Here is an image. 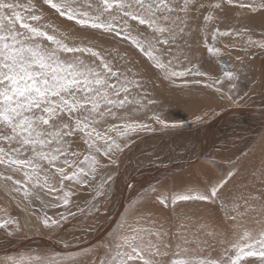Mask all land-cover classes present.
<instances>
[{
    "label": "snow or ice",
    "instance_id": "snow-or-ice-1",
    "mask_svg": "<svg viewBox=\"0 0 264 264\" xmlns=\"http://www.w3.org/2000/svg\"><path fill=\"white\" fill-rule=\"evenodd\" d=\"M43 5L73 21L80 29L93 30V37H111L113 41L129 44L158 73L157 79L172 85L179 81L187 86L203 83L188 77L208 75L191 55L196 21L204 10H209L203 15L207 25L216 10L224 11L226 6L235 5L256 11L264 9V0L258 4L244 0H218L214 4L205 0H42ZM203 31L208 52L218 54V47L207 45V28ZM232 35L239 37L241 32L221 31L217 27L211 33L213 41L217 36ZM67 40L65 34L45 21L36 3L0 0V166L3 168L0 181L14 197L23 194L22 202L35 218L33 227L42 225L53 231L68 217L49 216L45 207H60L61 203L67 206L70 196L75 194L73 190L89 186L90 180L96 178L97 169L116 165L118 155L127 145V136L148 128L147 124L131 119L148 95L143 79L136 78L141 74L132 71L136 62L125 58L128 66H118L103 50L83 42L69 44ZM246 44L264 50V41L249 38ZM248 57H253L251 51L245 58ZM224 76L229 81L228 93L219 79L204 86L215 89L222 99L237 103L231 90L236 88L239 75L225 70ZM133 89L137 91L134 93ZM154 119L167 126L159 115ZM84 146L86 149L81 151ZM110 180L109 173L104 183ZM65 182H70L67 190ZM227 183L228 179H221L209 183L204 191L153 196L160 205L173 211L178 202H204L222 209L233 239H225L222 232L208 233L214 239L219 238L222 245L218 258L199 254L207 241L189 239L183 222L170 236L163 221L140 217L133 223L122 222L120 229L104 243L106 258L100 264H250L246 260L249 257L256 258L251 264H264V191L258 195L229 194ZM151 191L156 193L157 189ZM40 192L57 195L46 204ZM101 195L106 196V190ZM34 200L40 201L38 210H32ZM97 203L93 208L99 213ZM248 220L259 227L249 229ZM0 229L4 230V238L23 231L19 220L14 218L0 220ZM189 244L196 246L189 248ZM9 264L59 262L50 256L35 260L22 257L9 258Z\"/></svg>",
    "mask_w": 264,
    "mask_h": 264
},
{
    "label": "rangeland",
    "instance_id": "rangeland-1",
    "mask_svg": "<svg viewBox=\"0 0 264 264\" xmlns=\"http://www.w3.org/2000/svg\"><path fill=\"white\" fill-rule=\"evenodd\" d=\"M250 1L252 0H244V2L246 3L249 2V4L259 3L257 2L258 0H253L252 2ZM19 2L21 4H28L29 2L36 3L37 7L41 8L43 15L45 17V21L47 23L54 25L60 33L65 34L68 37V40L66 42H68L69 44L73 42L75 43L83 42V43L89 44L90 46L101 49L105 52L106 55L110 54L108 55V58L115 65H118V66H128L125 64V58H127L130 61H135L136 63L134 66H132V71L139 72L141 74L140 76L136 78L143 79V82L145 84V87L148 93V95L142 100L140 109L131 115V119L143 122L147 125L149 124L147 128L148 130L147 129L139 130L138 132L127 136L125 139L128 141L127 142L128 145L124 147L123 153H120L118 155L116 165H112L111 168H107V169H104V168L97 169L96 178L94 180H90L89 186L79 187L73 190L75 194L70 196V203L67 206H63L61 203L60 207H56V206H53L50 208L45 207V210L47 211L49 216H53L54 218L59 219L61 215L63 214V216H67L68 219L62 221L63 222L62 226L57 228L55 231L49 230L47 228H44L42 225H40L37 227L38 229L37 232H39L40 235L43 237H46L47 234H48L47 237H54L57 234H59L60 231L67 230L68 234L70 235V239H71L70 242L77 243L99 232V230L106 225L108 221L107 217L109 216V214L112 213L113 208L111 204L114 201V199L118 197L117 195L118 189H116L119 186L118 182H117L118 185L117 186L115 185V177L117 175L116 176L111 175V180L108 181L107 183H104V181L106 180V177H107L106 176L107 171L109 172V170H112L113 166H115L116 168V166L119 167L120 165H122L123 167L124 165L128 164L129 160H127V158L124 159V162H126V164H124L121 161L122 160V156H120L121 154L123 155L125 153L130 152L135 147L134 144H136L139 140L141 141L142 139H147V137H151L153 135L166 134L174 130L183 131V130L193 129L195 127L196 129L200 131H204L200 129L199 127L211 121L212 118H214L218 114H221L224 110H228L230 107H233V105H231L228 101H226L225 99H222L221 94L217 93L215 89L207 88L204 86V84L211 82V80L219 79L224 82L222 85L224 91L225 92L227 91V93L229 92V81L227 77L224 76V72L225 70H229L233 72L237 71V69L231 68V66L237 61L236 60L237 58L236 59L230 58L232 56H229L225 52L224 43L226 41H227V44L231 43V40L232 38H234V36L232 38L227 37V39L224 37L226 41L224 39L223 40L219 39V41L218 40L213 41L211 39L209 41L208 34H207V45L215 46L220 49V52L218 53L219 55L218 54L213 55L209 53L207 50V47L205 46V38H206L205 32L200 31V29H204L205 27L207 28L209 25V22L207 23V25H205L204 20H203V15H207L208 13L207 12L208 9H205L203 12V15L198 20V24L196 23L197 27H196V30H194L193 35H192V39L195 41V47L193 48L191 55L193 57L194 62H196L197 66H200V70L202 72H206L208 75L207 77L190 76L187 78L193 81H197L199 80V78H201V80L199 81H204L203 83H191V84H188L187 86H184L182 83L178 81L176 85H172L168 83L167 81H162L161 79H157L158 73L154 71L153 69H151V66L147 64L145 58L140 56L134 49L131 48L129 44L118 41V40L113 41L111 37H108L106 39L93 37L92 35L93 30H88L86 32L85 30L80 29L78 25H75L73 21H67L65 18L60 17L57 13H55L54 10L50 9L48 6L43 5L41 7L42 0H19ZM216 2H218V0H213L212 4ZM218 12H221V10H218ZM224 12H226L228 15L230 14L229 10L227 11V8L224 10ZM252 15L256 17V13ZM198 32L200 33L199 37L196 36ZM243 32H246V33L249 32L250 35H253V36L258 35L264 41V22L259 21L257 27H255L254 30H249L247 26V28ZM238 38H240V36ZM233 50H235V48ZM240 55L241 54L239 53L237 54L238 57ZM84 58L88 59L86 55ZM259 58L261 59L260 55H257V54L253 55V57H248L247 59L241 58V61L242 60L245 61L248 67L246 66L247 70L241 69L239 73L238 72L236 73L237 75H239V82L237 83L236 88L231 90V95L233 96V99L238 101L237 103H235V106L241 105V107H244L245 104L248 103V101L250 100L249 98L253 97L254 92L256 93L255 88L258 82V80H256V72H258V69L256 66H253L254 64L252 65V62L253 60L257 59L255 60L257 63L258 60H260ZM241 96L243 97V99H239V97ZM137 98L139 99L140 97H137ZM150 99H154L156 101L155 104L148 103ZM155 115H159L163 119V121L166 123L167 126L157 123L154 119ZM201 117L202 119H198ZM258 120H260L259 123H261L262 121H264V118L262 116H258ZM200 131H197L196 134H198ZM217 131H219V135L216 140L218 144H224L223 142L227 140L232 141L233 144L229 148V151L226 152L227 157L222 158L218 162H214L213 164H211V166L206 167L204 171L208 175L211 181V180H218L216 177L223 175L230 168L229 173L232 172L236 174L231 177L228 176L226 178L228 179V183H230V186H228V183L225 186L227 189V193L229 194L243 193L247 195L248 189L246 186H244L247 183V181L252 179L251 181L257 182L261 179H264L262 177L259 179H255L258 176L257 169L251 168L249 166V163H251L249 161L251 159L248 156V154L250 155V153L252 152L254 146L259 145V142L257 140L258 138L262 137V135L264 134V128L262 129L261 125H258V124H252V125H249L248 127H241L240 125H236L233 123L230 126V128H227L224 130H222L221 128H218ZM141 135L143 136L141 137ZM171 140H174L173 142L176 141L175 143H177L176 138H172ZM146 141L147 140H145L144 142ZM197 141H198L197 139L193 140L194 147H197L196 146ZM120 142L123 144L124 140ZM223 146L224 147L222 149H224L227 145H223ZM144 147L145 146H139V153L145 150ZM167 147L168 146H165L164 140L162 142V140H159L158 138H156L152 142H150L148 145V149L153 148L154 151L147 152L144 154V156L152 153L153 154L152 157L154 158L151 161L158 160L162 156L161 155L162 148L165 150ZM85 149H86V146H84L80 150L84 151ZM227 158H233L236 161L233 163L228 162L224 164V159L227 160ZM101 159H103L104 162L107 163L106 158L102 157ZM151 161H149V163ZM231 163L233 164V167L229 166ZM0 170H3L2 166H0ZM135 172H138V170L136 169L135 171H133V174H135ZM103 173L105 174L103 175ZM213 175L215 178L211 177ZM221 179L223 178L221 177ZM171 180H172V177L171 179L161 181L157 185L153 184V186L151 187L158 189L156 193H153L151 189L143 190L139 194L141 196L134 203H131L128 206V209L125 212V217L127 216L126 217L127 221H129L130 223H133L140 217H143L145 220L163 221L162 219H164L163 221L164 229L169 233L170 236L172 233H175L177 231V229L180 226V223L183 222V224L186 225V228H187L186 234L189 237V239H195L197 241H207V243L203 246L204 251L201 252L200 255H203V256L206 255L209 257L210 256L212 257L214 255L216 256L212 258L219 257V255L222 252V245L218 242L219 238L214 239L212 236L208 235V233L211 231H216V230H217L216 232L225 231V232H222L224 235V238L228 240L233 239V233L230 231V229H228L227 222L223 220V217H224L223 210L222 209L218 210L216 207L207 205L204 202H178L175 205V211H173L171 207L165 208L164 206L160 205L157 201H155L153 199V196L158 195L159 193H162V190H165L164 194L177 193L175 191L182 189L184 186H186L184 184L186 182H189V181H179V182L175 181L176 182L175 183ZM69 183L70 182H65V185H66L65 190H67V185ZM182 183L184 184L182 185ZM3 186H4L3 181H0V220L6 219V218L17 219L19 220L23 231H21L18 235L4 238L3 237L4 230L0 229L1 230L0 231V234H1L0 235V249L2 247H6L7 245H10L13 242H17L18 240L24 239L29 234V231H28L29 229L23 222L22 211L16 205V202L23 201V194L22 193L15 194V197H14L12 194L7 193V191L3 189L4 188ZM56 186L57 187L59 186L58 183ZM105 190L107 192V195L106 196L101 195V193L104 192ZM224 191L225 189H221V192H224ZM40 195L44 199L45 203L47 204V202L52 200V196L57 195V193H53L52 196H49L45 192H40ZM60 195H62V193ZM96 202H99L97 203V207H100V210H101V212L99 213H97L95 209L93 208V204ZM22 203L25 205L24 202ZM106 205L107 207H104ZM39 208H40V201L34 200L32 209L38 210ZM145 210H149L148 213ZM182 210H184V212ZM70 212L76 213V215L71 216L69 215ZM206 213L209 215H207ZM83 214L93 215V217L84 218L85 221H87V226L90 224H94V226L89 227L87 230L84 229L83 225L81 227H77V225H79L77 224V221L78 219L81 220L80 217ZM217 214H220V215H217ZM67 223H69V225ZM209 225H211L213 228L207 229V226ZM64 227H67V228L65 229ZM120 227H121V224L119 226H116L110 235L106 236L105 238H103L102 240L98 242L100 244L97 243V245L93 247V249H91L90 251H87L86 253L88 256L85 255V257L83 255L86 253L84 254L81 253V255H70V257L67 256L66 258H64V257H57L54 255H50V254H53L51 253V251L47 252L43 250L41 251L35 250V251H27L26 255L24 254L20 256L17 255L16 256L17 258L16 257L15 258L19 259L23 257V258H31L35 260L36 258H39V257H49L50 256V257L55 258L59 262V264H92V262H95V264H100V261L106 258L105 252L103 250L104 243L107 242L109 239H111L113 234L116 233L117 230L120 229ZM258 227H259L258 225L253 223L252 229L254 228L257 229ZM45 231L46 232L50 231V232L45 233ZM201 238L203 239L200 240ZM210 240L215 241L214 244H210V245H214V247H209L210 245H208V243ZM173 243L175 242L173 241ZM187 246L189 248L190 247L193 248L196 245L189 244ZM173 251H175V248H173ZM208 251L210 254L208 253ZM38 254H40V256ZM185 255H190V253H187ZM80 256L82 258L84 257V259H82ZM246 260L250 262L251 264V262H254L256 258L249 257V258H246ZM5 262H8L9 264V261H5ZM5 262L1 264H4Z\"/></svg>",
    "mask_w": 264,
    "mask_h": 264
},
{
    "label": "bare ground",
    "instance_id": "bare-ground-1",
    "mask_svg": "<svg viewBox=\"0 0 264 264\" xmlns=\"http://www.w3.org/2000/svg\"><path fill=\"white\" fill-rule=\"evenodd\" d=\"M212 1L213 0H210V2H209V0H205V2H207V3H212ZM252 1H250V2H252ZM257 2H259V0ZM226 8H227V11L229 10V12H230L229 15L224 11L218 12V10H216V12L213 14V20L209 21V25L207 27L208 40L210 41L212 39L211 33L217 27L221 31H232L233 33H235L236 31L241 32L240 38H238V37L235 38V36L232 35V36H217V39H216L218 41H219V39H221V40L224 39L226 41L227 37L232 38L234 36L235 39L232 38L231 43L227 44V41L224 43V50L229 56H232L230 58L231 59L237 58L236 59L237 61L231 66L232 69H237V71H234V73H237V72L239 73L241 69L245 70L248 67L247 63H245V61H243V60L241 61V58L247 59L245 57H246V54L248 51H251L252 53L254 52L253 55H255V54L260 55L262 60L259 58L260 60H258L257 63L255 61L257 59L253 60V62H252V65L254 64L253 66H256L258 69V72H256V80H258V82H257V86L255 88L256 93L254 92V95L252 97L253 99L250 97L249 98L250 100L249 101L247 100L248 103H246L244 107H241V105L235 106V103H233L231 100L225 99L231 105H233V107H230L228 110H224L221 114H218L214 118H212L211 121H209L208 123L199 127L200 129H202L204 131H200V130L196 129V127H195L193 129H188V130H183V131L174 130V131H170L166 134L153 135L151 137H147V139H142L141 141L139 140L136 144H134L135 147L130 152L125 153L123 155L121 154L120 155V156H122L121 161L124 164H126V162H124L125 158H127V160H129V161H128V164L124 165L123 167H122V165H120L119 167L116 166V168H115V166H113L112 170H109V172L107 171V175L109 173L112 176L117 175L115 177V185L117 186L119 184V186L116 188V189H118L117 190L118 191V194H117L118 197L116 199H114V201L112 200L113 202L111 205H112L113 210H112V213H110L109 216L107 217L108 221H107L106 225L104 227H102L99 230V232H97V233L95 232L98 235H96L94 233L95 235H91L88 238H86L80 242H77V243L70 242L71 239H70V235L68 234L67 230L60 231L59 234H57V232H56L57 235L54 237H47L48 234L46 237H43L40 235L39 232H37L38 231L37 227H33V221L35 218L29 214L30 210L27 207H25V205L22 202H20V201L16 202L15 201L16 205L22 211L23 222L27 226V228L29 229L28 230L29 234L27 233L28 235L25 238L22 237L24 239L18 240L17 242H13L10 245H7L6 247H2L0 249V264L5 262V261H9V258H15L17 255L20 256L22 254L26 255L27 251H35V250L36 251L37 250H40V251L43 250V251H47V252L51 251V253H53V254H50V255H54L57 257H64V258H66L67 256L70 257V255H81V253L84 254L87 251H90L91 249H93V247H95L100 240H102L106 236L110 235L116 226H119L120 224H122V222L127 221V219H126L127 216L125 217V212L128 209V206L131 203H134L141 196L139 194L143 190L152 189L153 187H151V186H153V184L157 185L161 181L171 179V177H172L171 181H173V182H175V181H177V182L189 181V182H186L185 184L182 183V185L184 184L186 186H184L180 190L175 191L177 193L178 192H187L190 190L204 191L208 187L209 183L214 184L217 181H219L221 179V177L223 179H226L229 176L228 174H229L230 168L223 175L216 177L218 180H211L210 181V178L205 173L204 169L208 166H211V164H213L214 162H218L222 158L227 157L226 152L229 151V148L233 144V142L230 140L223 142L224 144H218L216 142L217 137L219 135V131H217L218 128H221L222 130H224V129L230 128V126L233 123L236 125H240L241 127H248L249 125H252V124H258V125H261L262 129L264 128V121L259 123L260 120H258V116H262L264 118V114H262V113H264V54H261L262 51H264V50H260L259 48L252 47L251 45L246 44V41L249 38H251L254 41H263V40L258 35L253 36V35H250L249 32H247V33L243 32L247 28V26H248L249 30H254L255 27H257L259 21L264 22V9H259L256 11H250V10L247 11V9L246 10L245 9H239L235 5H228V6H226ZM255 13H256V17L252 15ZM196 23L198 24V21H196ZM200 31L204 32L203 29H200ZM196 36L199 37L200 33L198 32L196 34ZM209 43H211V42H209ZM233 44H236V46L231 47ZM234 48H235V50H233ZM238 53L241 54L239 57L237 56ZM244 66H245V68H244ZM253 71H254V69H253ZM243 74H245V73H243ZM241 75H242V73H241ZM199 80H201V78H199ZM238 86H239V84H238ZM136 91H137L136 89H133L134 93ZM258 92H260V93H258ZM225 93H227V91ZM256 98H258V99H256ZM197 131H200V132L198 134H196ZM142 136L143 135H141V137ZM223 136H225V135H223ZM156 138H158L159 140H162V142L164 140L165 146H168V147L165 150L162 148L161 158H159L158 160L151 161L154 158V157H152L153 154L151 153V154H148L146 156H144V154L147 152L154 151L153 148L148 149V145L150 142H152ZM172 138H176L177 143H175L176 141L173 142L174 140H171ZM134 139H135V137H134ZM194 139L198 140L197 145H196L197 147L193 146V144H194L193 140ZM145 140H147V141L144 142ZM257 141L259 142V145L254 146L250 155L248 154V156L251 159L249 161V162H251V163H249V166L251 168H256L258 176H260V177L257 176L255 179H259L261 177L264 178V134L262 135V137L258 138ZM223 145H227V146L224 149H222L224 147ZM139 146H145L144 147L145 150L139 153ZM149 161H151V162L149 163ZM235 161L236 160L233 158H227V160L224 159V164L228 163V162L233 163ZM232 163L229 166L233 167ZM138 164H140V165H138ZM136 169L138 170V172H135V174H133V171H135ZM102 172H104V171H102ZM102 172H100V173H102ZM104 174L105 173H103V175ZM211 177L215 178L214 175ZM251 180L252 179L247 181V183L244 185L247 187L248 193L251 192L253 195H258L259 192L264 191V179H261L257 182L251 181ZM117 182H118V184H117ZM228 186H230V183H228ZM1 189H2V187H1ZM162 193H165V190H162ZM83 200H85V199H83ZM107 205H109V204H107ZM107 205L104 207H107ZM145 211H147V213H148L149 210H145ZM182 211L184 212V210H182ZM100 212H101V210H100ZM165 212H166V210H165ZM179 212H180V210H179ZM106 214H107V212H106ZM144 214H146V213H144ZM207 215H209V214H207ZM217 215H220V214H217ZM90 217H93V215L83 214L80 217L81 220L78 219V221H77V224H79V225H77V227H81L83 225L84 229L87 230L89 227L94 226V224H90L87 226V221H85L84 218H90ZM157 218H159V217H157ZM94 219H95V217H94ZM162 220L164 221V219H162ZM180 220H182V219H180ZM253 223L254 222H252L251 220H248L246 226L249 229H252ZM67 224L69 225V223H67ZM98 227H100V226H98ZM64 228L66 229L67 227H64ZM208 228H213V227L211 225H209V226H207V229ZM168 229H169V227H168ZM254 229H256V228H254ZM46 231H45V233L50 232V231L49 232H46ZM219 232H221V231H219ZM222 232H225V231H222ZM72 237H73V235H72ZM227 238H229V237H227ZM202 239L203 238H201L200 240H202ZM15 241H16V239H15ZM214 243H215L214 240H210L208 245L214 244ZM98 244H100V243H98ZM190 248H192V247H190ZM209 251H211V250H209ZM209 251H208V253H209ZM214 252H215V250H214ZM90 254H91V252H90ZM199 254H201V253H199ZM38 255L40 256V254H38ZM85 255H87V253L84 254L83 256L85 257ZM214 256H212V257H214ZM84 257L83 258L81 257V258L84 259ZM5 263L8 264V262H5Z\"/></svg>",
    "mask_w": 264,
    "mask_h": 264
}]
</instances>
